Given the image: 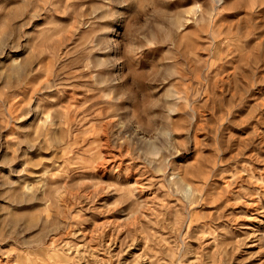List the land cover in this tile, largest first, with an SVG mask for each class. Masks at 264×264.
I'll use <instances>...</instances> for the list:
<instances>
[{
    "label": "rangeland",
    "instance_id": "1",
    "mask_svg": "<svg viewBox=\"0 0 264 264\" xmlns=\"http://www.w3.org/2000/svg\"><path fill=\"white\" fill-rule=\"evenodd\" d=\"M0 264H264V0H0Z\"/></svg>",
    "mask_w": 264,
    "mask_h": 264
}]
</instances>
